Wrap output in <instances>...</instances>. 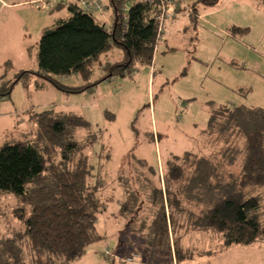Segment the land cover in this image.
I'll return each mask as SVG.
<instances>
[{"label": "rangeland", "instance_id": "obj_1", "mask_svg": "<svg viewBox=\"0 0 264 264\" xmlns=\"http://www.w3.org/2000/svg\"><path fill=\"white\" fill-rule=\"evenodd\" d=\"M3 1L15 4H0V90L5 93V101H0V147L18 139H35L33 117L41 109L77 117L81 123L73 128L72 136L88 157L89 178L104 207L96 223L100 237L86 246L80 258L68 263L57 260V264H172L167 246H150L148 232L154 209L150 195L165 187L164 173L170 165L183 164L186 151L206 157L211 154L215 173L223 183L230 179V173L233 177L239 174L244 137L235 134L227 144L201 130L215 107L264 108V4L259 0H218L210 5L197 0H167L175 11L178 4L181 8L173 15L168 7L173 16L164 23L165 32L157 42L152 67L135 62L131 75H115L113 81L69 91L36 73L15 78L18 65L38 73L33 59L40 29L42 33L55 18L67 15L64 9L52 10L44 4L57 6L59 0H39V6L33 3L35 0ZM130 1H124V9ZM194 5L201 16L190 23L188 10ZM232 25L246 30L241 36L231 34ZM118 50L101 54L99 60L117 59ZM93 65L98 76V64ZM58 81L65 86L80 84L75 74L59 77ZM38 104L44 106L21 111L22 107L36 108ZM50 153L60 160L57 144L50 146ZM184 182L180 184L185 186ZM246 191L259 198L264 210V186L248 187ZM131 195L140 198L137 205L134 200L129 208L123 207L121 204ZM201 205L194 199L186 208L197 214ZM21 206L25 205L16 194L0 193V240L21 229L13 216L14 208ZM193 218L183 224L177 222L175 237L178 242L184 241L185 257L174 263L239 264L234 253H242L241 249L221 250L207 258L204 251L216 244L204 235V229H188ZM130 250L139 253L133 256L136 263L110 258Z\"/></svg>", "mask_w": 264, "mask_h": 264}, {"label": "trees", "instance_id": "obj_2", "mask_svg": "<svg viewBox=\"0 0 264 264\" xmlns=\"http://www.w3.org/2000/svg\"><path fill=\"white\" fill-rule=\"evenodd\" d=\"M124 1L109 0L111 31L94 13L83 10L77 0L57 1L68 12L42 29L37 47L38 73L20 70L15 78L36 73L60 89L86 90L115 75H131L135 62L151 65L157 45L153 15L159 10L158 0H133L123 16ZM259 2L264 4V0ZM192 8L190 17L195 22V5ZM245 30L233 25L230 32ZM114 48L121 50L120 57L99 60L101 54ZM93 64H98V76ZM73 74L78 76V86H65L58 81L59 77ZM4 95L0 90V96ZM33 120L37 126L35 139H18L0 147V193H14L25 205L13 210L21 229L0 240V264H57L61 259L68 263L80 258L86 246L100 237L96 223L104 207L89 178L88 157L72 136L80 119L48 108L35 112ZM201 131L227 144L233 135H242L243 159L239 174L233 177L230 173L224 183L218 180L211 154L206 157L186 151L183 164L168 167L163 176L165 187L150 195L154 209L148 237L152 248L167 246L172 264L185 257L184 241L178 242L175 237L177 222L183 224L192 216L194 223L188 229H204V235L216 244L204 251L207 257L231 246L264 242V210L259 198L246 191L248 187L264 186V108L215 107ZM52 144L60 147V160L56 161V155L50 153ZM180 181H185V186ZM194 199L203 204L197 214L186 208ZM134 200L137 205L140 198L128 196L121 205L129 208ZM130 251L123 255L114 253L110 258L136 262L133 256L139 253Z\"/></svg>", "mask_w": 264, "mask_h": 264}, {"label": "crops", "instance_id": "obj_3", "mask_svg": "<svg viewBox=\"0 0 264 264\" xmlns=\"http://www.w3.org/2000/svg\"><path fill=\"white\" fill-rule=\"evenodd\" d=\"M63 1V3L64 2H67L68 0H62ZM102 1V4H103V6H104V9L101 11L102 13H100V12H94V15L99 19V20H101V21H103L105 24H106V27H108L109 25H110V23H112V20H113V16H112V11H111V8L108 6L109 5V0H108V2H106V1H104V0H101ZM131 1H133V0H131ZM131 1H130V4H131ZM218 1V0H217ZM57 2V1H56ZM194 2V1H193ZM192 2V3H193ZM178 3V2H177ZM217 3V2H216ZM216 3H214V4H216ZM0 4L1 5H4V4H6V6H4V7H7V6H12L13 4H15V3H10V2H5V1H3V0H0ZM129 4V5H130ZM206 4V3H205ZM55 5H57V6H52V4H51V8L50 9H52V10H55V9H59V10H65V14H67V12H68V10H67V8H66V6H62V5H58V4H55ZM129 5L127 6V7H129ZM210 5V4H209ZM177 7H178V9L175 11V9H176V7H174V9H173V6H170L169 7V9H170V11L172 12V13H174L173 15H176V14H179V11H180V9L179 8H181L180 7V4H178L177 5ZM193 9V8H192ZM195 13L194 14H196V20H195V23H196V21H197V19H200V16H201V14L200 13H198L197 12V7L195 6ZM51 11V10H50ZM189 11V14L187 15V17H188V21L190 22V23H192L193 21H192V19H191V10H188ZM181 13V12H180ZM172 15V16H173ZM171 16V17H172ZM202 17H203V15H202ZM6 20H7V18H6ZM189 23V24H190ZM112 26V25H111ZM233 26V25H232ZM46 27V26H45ZM241 27V26H240ZM44 28V27H43ZM42 28V29H43ZM113 28V27H112ZM244 32V31H243ZM40 34H41V29H40V33H39V37H40ZM237 35H239V36H241L242 35V32L241 33H238ZM25 43H24V41L22 42V45H24ZM25 46V45H24ZM121 50H118V52H117V54H116V56L117 57H120L121 56ZM33 62H34V65L36 64V62H37V50H36V55H35V57H34V59H33ZM37 65H38V63H37ZM19 67H17L18 69L17 70H32L31 68H29V67H25V66H23V65H18ZM23 66V67H22ZM151 67H152V64H151ZM63 77H61V79H62ZM115 78H113V79H110L109 81H113ZM108 81V82H109ZM1 82V81H0ZM1 102L2 101H5V98H1V100H0ZM0 102V103H1ZM3 103V102H2ZM40 106H44V105H41V104H38V106L35 108V106H27V107H22L23 109L21 110V111H27V110H33V111H35L34 109H37V108H39ZM40 108H42V107H40ZM15 112V111H14ZM13 112V113H14ZM251 246H254V248H249V247H251ZM234 247H238V248H234ZM228 249H241V252L242 253H240L238 250H237V252H235L234 254H237V259H236V261L239 263V264H264V242H255V243H252V244H250V245H247V246H238V245H236V246H231V247H229V248H227V249H225L226 251L228 250ZM225 250H222V251H225ZM244 251H247V252H244ZM252 251V252H251ZM254 251V252H253ZM239 252V253H238ZM215 254H217V253H215ZM215 254L214 255H212V256H210L211 258L212 257H214L215 256ZM207 258H209V257H207ZM230 259V258H229ZM229 259H227V261H229ZM136 263V262H135Z\"/></svg>", "mask_w": 264, "mask_h": 264}, {"label": "built area", "instance_id": "obj_4", "mask_svg": "<svg viewBox=\"0 0 264 264\" xmlns=\"http://www.w3.org/2000/svg\"><path fill=\"white\" fill-rule=\"evenodd\" d=\"M148 3H152L154 0H146ZM78 5L85 11H89L91 13L97 12V11H102L104 9L103 4L101 3L100 0H77ZM167 0H158L159 3V10L153 15L154 20L157 23V29H156V44L158 41H160L163 38V34L165 32L164 30V23L166 21V19L170 18L172 16V13L168 10V4L166 3ZM33 3L36 6H39L41 1L39 0H35L33 1ZM166 5H167V9H166ZM44 6L46 8H50V2H45ZM125 7V6H124ZM124 7H122V13L123 16L126 15V12L128 10L124 9ZM112 23H110V25L107 27L108 31L112 30Z\"/></svg>", "mask_w": 264, "mask_h": 264}]
</instances>
